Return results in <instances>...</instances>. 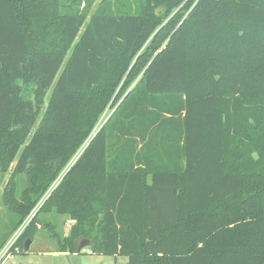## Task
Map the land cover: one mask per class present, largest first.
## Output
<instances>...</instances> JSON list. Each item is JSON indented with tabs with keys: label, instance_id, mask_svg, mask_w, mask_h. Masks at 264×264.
<instances>
[{
	"label": "trees",
	"instance_id": "1",
	"mask_svg": "<svg viewBox=\"0 0 264 264\" xmlns=\"http://www.w3.org/2000/svg\"><path fill=\"white\" fill-rule=\"evenodd\" d=\"M95 1L0 0V249L264 264V0Z\"/></svg>",
	"mask_w": 264,
	"mask_h": 264
},
{
	"label": "rangeland",
	"instance_id": "2",
	"mask_svg": "<svg viewBox=\"0 0 264 264\" xmlns=\"http://www.w3.org/2000/svg\"><path fill=\"white\" fill-rule=\"evenodd\" d=\"M66 5L71 4V0H65ZM101 0H96L93 4V8L88 17L94 13ZM86 0H81L80 8L84 9ZM51 93L48 92L46 101ZM114 112L110 106L104 111L100 117L91 137L102 127L110 115ZM90 137V138H91ZM90 140V139H89ZM87 144V143H86ZM84 147H81L70 159L67 166L62 170L60 177L52 186V189L56 187L60 180L69 171L72 164L81 155ZM9 173L4 176V180L0 182V240L5 237L10 231H12L15 222L17 221L16 215L10 213L5 206H3L4 188L9 180ZM51 189V190H52ZM50 190V191H51ZM49 193V192H48ZM47 193V194H48ZM47 197V195L41 200V202ZM42 203H39L37 208H40ZM34 214V213H32ZM41 221L44 224H49V229H42L38 234L36 240L31 242L29 250L25 253L11 255L3 264H128V259L123 256L113 257L104 255L101 253H89V247L85 248L81 253L75 254H53L47 253L52 251H59L58 238L67 236L70 232V228L73 222L66 215H58L56 213H44L41 215Z\"/></svg>",
	"mask_w": 264,
	"mask_h": 264
},
{
	"label": "built area",
	"instance_id": "3",
	"mask_svg": "<svg viewBox=\"0 0 264 264\" xmlns=\"http://www.w3.org/2000/svg\"><path fill=\"white\" fill-rule=\"evenodd\" d=\"M32 214L25 223L17 230L15 234L7 241V243L0 250V264H3L14 252H18L19 249L15 246L19 237L24 232L25 228L33 218Z\"/></svg>",
	"mask_w": 264,
	"mask_h": 264
},
{
	"label": "water",
	"instance_id": "4",
	"mask_svg": "<svg viewBox=\"0 0 264 264\" xmlns=\"http://www.w3.org/2000/svg\"><path fill=\"white\" fill-rule=\"evenodd\" d=\"M30 244H31V241L28 240L26 242V250L28 251L29 250V247H30ZM89 247V242L87 241H83L80 243L79 247H78V254L81 253L83 251V249Z\"/></svg>",
	"mask_w": 264,
	"mask_h": 264
},
{
	"label": "crops",
	"instance_id": "5",
	"mask_svg": "<svg viewBox=\"0 0 264 264\" xmlns=\"http://www.w3.org/2000/svg\"><path fill=\"white\" fill-rule=\"evenodd\" d=\"M4 180V179H3ZM2 180V181H3ZM1 181V182H2ZM44 202V201H43ZM43 202H42V204H43ZM41 207V206H40ZM39 210V208L37 209V210H35L33 213H34V215H35V213L37 212ZM33 215V216H34ZM18 230V229H17ZM17 230L13 233V234H15L16 232H17ZM13 234L11 235V237L13 236ZM10 237V238H11ZM1 250V249H0ZM83 251H84V249H83ZM47 253H53V254H68V252H58V251H52V252H47ZM89 253H92L91 251H89Z\"/></svg>",
	"mask_w": 264,
	"mask_h": 264
}]
</instances>
